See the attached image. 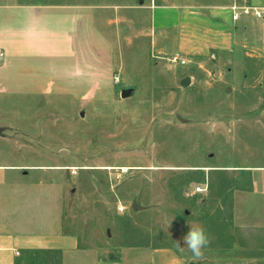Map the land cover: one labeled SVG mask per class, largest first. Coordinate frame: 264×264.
I'll return each mask as SVG.
<instances>
[{"label":"rangeland","instance_id":"rangeland-1","mask_svg":"<svg viewBox=\"0 0 264 264\" xmlns=\"http://www.w3.org/2000/svg\"><path fill=\"white\" fill-rule=\"evenodd\" d=\"M90 1L111 43V55H96L94 94L0 84V184L22 185L13 190L25 202L48 197L42 210L31 201L30 230L46 225L103 253L168 247L194 264L177 241L195 221L211 237L200 264H264V170L255 169L264 167V43L171 62L153 42L147 4L225 0ZM16 257L57 259L40 250Z\"/></svg>","mask_w":264,"mask_h":264},{"label":"crops","instance_id":"crops-1","mask_svg":"<svg viewBox=\"0 0 264 264\" xmlns=\"http://www.w3.org/2000/svg\"><path fill=\"white\" fill-rule=\"evenodd\" d=\"M244 6L264 9V0H225L201 7L148 3L153 42L170 55L192 58L234 55L242 48L260 46L264 10L257 17L251 11L242 12ZM0 55L3 90L67 92L83 99L96 90V55H111V43L97 30L94 1L0 0ZM13 183L0 184V264H19L16 255L22 250L56 253V264L190 263L168 247H125L103 253L78 246L73 238L49 231L46 225L44 231H31L30 221L38 219L33 203L42 210L48 197L44 194L25 202L13 190L23 186Z\"/></svg>","mask_w":264,"mask_h":264},{"label":"clouds","instance_id":"clouds-1","mask_svg":"<svg viewBox=\"0 0 264 264\" xmlns=\"http://www.w3.org/2000/svg\"><path fill=\"white\" fill-rule=\"evenodd\" d=\"M181 243L192 253L194 264H200L204 259L205 249L211 243V237L202 224L194 221L189 224V231L182 240L177 241L178 246H181Z\"/></svg>","mask_w":264,"mask_h":264},{"label":"built area","instance_id":"built-area-1","mask_svg":"<svg viewBox=\"0 0 264 264\" xmlns=\"http://www.w3.org/2000/svg\"><path fill=\"white\" fill-rule=\"evenodd\" d=\"M232 9L234 10L235 9V6H232ZM242 12L244 13H249L250 11L257 17L261 16L262 15V8H258V7H250V6H244L241 8ZM232 17L233 18H236L237 17V13L236 12H233L232 13ZM169 61L171 62H179V63H185L186 62V59L185 58H180L178 57V55H172L169 57Z\"/></svg>","mask_w":264,"mask_h":264},{"label":"water","instance_id":"water-1","mask_svg":"<svg viewBox=\"0 0 264 264\" xmlns=\"http://www.w3.org/2000/svg\"><path fill=\"white\" fill-rule=\"evenodd\" d=\"M181 83H182V84L187 83V79H184ZM126 94H127V91H122V92L120 93L121 96H124V95H126ZM189 264H193V263L190 262Z\"/></svg>","mask_w":264,"mask_h":264}]
</instances>
